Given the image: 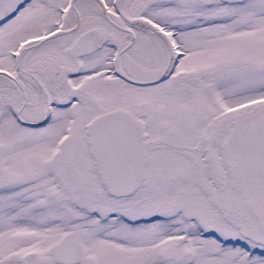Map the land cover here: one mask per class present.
<instances>
[{"label":"snow or ice","instance_id":"obj_1","mask_svg":"<svg viewBox=\"0 0 264 264\" xmlns=\"http://www.w3.org/2000/svg\"><path fill=\"white\" fill-rule=\"evenodd\" d=\"M0 264H264V0H0Z\"/></svg>","mask_w":264,"mask_h":264}]
</instances>
